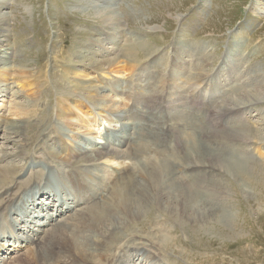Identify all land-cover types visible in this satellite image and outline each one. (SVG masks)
<instances>
[{
  "label": "rangeland",
  "instance_id": "obj_1",
  "mask_svg": "<svg viewBox=\"0 0 264 264\" xmlns=\"http://www.w3.org/2000/svg\"><path fill=\"white\" fill-rule=\"evenodd\" d=\"M139 37L145 45H139ZM103 38L107 40L103 41ZM0 39L4 41L0 43V71L9 76L8 80L0 82V157L7 155L19 165L26 162L17 156L21 151L34 157L36 162H30L33 167L17 179L18 182L28 181V185L38 183L41 172L50 175L49 164L54 163L50 157L62 153L63 143L71 149L79 142L81 146L91 147L95 141H101L98 145L102 146L105 138L114 142L119 136L122 139L129 134L137 143L140 135L149 131L154 137L160 127L154 126L153 131L151 127L158 119L150 112L143 96L151 92V87H161L163 81L167 82L160 90L164 89L166 94L173 92L167 102L169 114L166 110L163 112L165 120L171 116L170 125L184 133L194 129L199 141L200 127L205 125L204 118H201L203 108L217 109L218 104L226 102L233 105L236 100L239 102L248 96L249 86L255 90L260 88L259 92L264 93V0H0ZM93 43H100V46ZM93 46L100 47L103 54L92 53L94 58L84 57L87 54L85 49ZM142 46L157 49L158 53L152 56L149 52L144 54ZM125 54L136 61L127 62ZM106 58H117L118 67L93 65L94 59ZM174 59L178 62L175 68L170 65ZM204 59H207L204 70L208 75L204 74L201 80L195 81L192 78L194 72L197 68L201 70ZM119 69L121 71L116 73L115 70ZM18 71H24L27 79L15 78L18 73L20 75ZM171 74L174 78L169 80ZM253 77L258 79L254 81ZM118 79L129 82V91L118 96L107 91L104 99L108 101L107 108L89 96L102 85ZM172 80L176 84L172 82L169 85ZM130 81H134V89ZM197 92H202L207 98L210 96L211 102L199 100ZM192 95L194 99L197 97L193 101L190 100ZM79 100L93 106L92 114V110L88 113L90 116L76 108ZM66 107L71 109L67 111ZM18 108L24 112L17 114ZM116 110L121 112L116 114ZM119 114L127 117L117 120ZM11 118L21 119L22 127L17 133L8 126ZM139 120L144 122L138 124ZM225 120L216 122L212 128L220 137V145L216 148L218 154L234 161V173L226 171V176L221 178L228 193L220 206L228 212V220L207 224L200 217L203 219L200 222L173 223V220H178L177 215H169L157 205H152L140 219L110 235L108 241H115L116 247L108 249V258L112 259L113 254L121 250L117 249L120 246L123 250L118 264L153 263L140 257L138 249L159 254L156 264H264V141L258 139L264 136V100L245 108L243 117L233 118L231 115L227 122ZM182 122L186 126H181ZM241 123L251 128L253 133L259 130L262 136L256 135L251 141H226L224 134H229V128ZM161 128L163 131L165 126ZM118 131L119 136L116 135ZM176 136L182 137L177 133ZM179 137L175 139L183 141L179 146L171 142L166 148L155 137L151 139V146L154 145V150L158 147L165 149V153L177 149V155L183 159L190 148L184 144L185 139ZM125 148L124 145L117 147L120 154L125 152ZM162 157H157L161 169L177 171ZM145 158L134 160H147ZM6 160L8 158L1 159L0 164ZM118 160L116 158L115 161ZM107 164L118 166L117 163ZM65 165L59 164V168L68 170ZM74 165L82 168L85 164L82 158H77ZM74 165L68 166L72 168ZM109 165L102 164V168L95 169L94 173L98 171L105 175L107 171L106 174L110 175L112 168ZM180 166V176L186 181H178L172 176L161 183L162 188L166 186L171 192L175 187L179 189L189 184L190 179L186 178L191 175L187 171L190 167L185 166L183 160ZM51 180V199L55 197L54 193H58L57 199L60 196L67 198L69 192L74 194L78 189L76 186L67 188L56 172L52 173ZM106 184L103 181L100 187ZM91 194V190L85 192V199H89ZM42 195L38 197H47L46 193ZM52 205L48 209H55ZM34 221L37 224L39 220ZM50 227L45 228L48 230ZM165 228L172 238L165 248H158V251L156 246L159 244L153 241L159 239L162 230L165 233ZM68 239L65 233H60L61 245H67Z\"/></svg>",
  "mask_w": 264,
  "mask_h": 264
},
{
  "label": "bare ground",
  "instance_id": "obj_2",
  "mask_svg": "<svg viewBox=\"0 0 264 264\" xmlns=\"http://www.w3.org/2000/svg\"><path fill=\"white\" fill-rule=\"evenodd\" d=\"M105 40L107 39L103 38V41ZM137 40L138 42H140L139 45L146 44L141 40V37L137 38ZM1 42L4 41L0 39V43ZM93 45L100 46V43H93ZM4 46L5 45H2L1 47ZM94 46L85 49V52H87V54L84 57L94 58V55H91L92 53H95L96 55L103 54L100 47L94 48ZM141 48L145 50L144 54L149 52L150 56L157 52V49L154 48L144 46H142ZM124 56L126 57L127 62H131L132 60L133 62L136 61L134 58H130V56L126 54ZM3 57L6 58L4 54ZM94 60H96V62H93V65H95L96 67H101L104 64H107L110 68L118 67L119 63L117 62V58ZM206 60L204 61L203 66H201V70L198 71L199 68H197L198 72H194L192 78L195 81H197V79L201 80V77L204 76V74H207L204 70V67L207 66ZM170 63V65L174 66L175 68V66L177 65L176 63L178 62H176V60L174 59ZM178 67L181 68L180 63ZM120 71L121 69L115 70L116 73ZM18 72H20V75L18 73L15 78L22 77L21 79L23 81L27 79V74L24 71ZM178 76L181 77L182 75L179 73ZM254 77V81L258 79H255L256 77ZM173 78L174 75L171 74L168 79L171 80ZM3 79L8 80L9 76L7 75V73H4V71H0V82ZM133 82L134 81H130V86L132 87V89L135 88ZM166 82L167 81H163V84H165ZM172 82L175 83V81L172 80L169 85H171ZM163 84L161 83V87L164 86ZM128 86L129 82L119 81L118 79L117 81H113L110 83L108 82L107 85H102L98 88V90L89 94V96L92 100H94L95 102H101L99 104L101 106L105 105L103 107L107 108L106 106H108V101L104 100L106 97V93H108L107 91L113 92L116 96L121 93L123 95L124 92L129 91ZM161 87H151V92L149 91L148 95L146 94L145 96H143L150 112L152 113L154 118L158 119V121H155L151 129L154 128V126L156 128V125L160 127L161 130H156V134L154 137L160 140V144H163L165 147L169 146L171 142H173L172 144L174 145L176 144L175 146L182 145V140H180L179 142L175 141L176 137H179L176 136V133L177 135H182V137L179 138L185 139L184 144L189 145L188 147L190 148L189 153L185 155L183 159L177 155V149H171L170 151L168 150L169 153H165V149H159V147L157 146L158 149L154 150V145L151 146V139L154 137L151 136L153 133L150 135V131L145 135L139 134L140 141H138L137 143H135L131 139L133 135L130 134L128 137L122 136L121 139L119 136L120 131H118L116 135L119 137L117 139L115 138L116 141L110 142L109 139L105 138V145L102 146L98 145L101 141H93L94 144L91 147L87 145L81 146L82 143L79 142L74 146V148L70 149L67 146L65 147V144L63 143L62 153L54 157H50V159L54 161L53 164H49L50 175H46L44 172L40 173L39 171H34V173H40V175L42 174L41 179L36 184L32 183L28 185V181L18 182L17 179L18 177L22 176L24 172L33 167L30 162L34 160V157H31L30 155H27L21 151L17 156L26 161L23 165H19L17 163L14 164L12 162V159H10V157H8L7 155L0 157V160L3 158H8V160L0 164V242H3V244H0V246H2L1 249L6 247V244L13 242L12 245H9L13 247L12 249H8L7 247L6 252H0V264H118L117 260L122 257L123 248L118 246L117 249L121 250H118L119 252L114 253L112 259L108 258V249H111V247H116L115 241H108L111 238L110 235L119 231V229L121 228H125L128 224H133L136 219H140L141 216H143L144 212L148 213V209L152 205H157L159 209H162L169 215H177L178 220H173V223L190 221L200 222L204 219L205 222L209 224L212 221L226 220V218L228 220V216L226 215L228 214V212L222 210V207L220 206V203H222V199L225 198L224 196L227 192L224 183L221 181V178L224 175L226 176V171L234 173V161L226 157H221V155L218 154L216 148L220 143V137L215 133L216 130H214L212 127L216 122L221 121L223 118H226L227 120L231 115H233V118L236 116L240 118L243 117L245 114V108L252 107L254 106V104L264 100V93L261 94L259 92L260 88L258 90H255L254 88L249 86V88L251 89L250 93L247 94L248 96L241 98L243 100L239 102H237L236 100V103H234L233 105H231V102H224L225 104L220 106L217 103V109L211 110V108H203V117L201 118H204L205 125L203 122L204 126L200 127L201 131L199 141L196 138L194 129H192V131L190 132L184 133V131L178 129L176 126L170 125L169 121L171 119V116L168 117L169 120H165V115L163 112H165L166 110L169 114V107L167 106V102L169 101L173 92L171 94L170 92L166 94L164 92V89L160 90ZM175 93H178V91L174 92V94ZM197 93L199 94V100H203L205 103L211 102L210 96L209 98H207V96L202 94V92L201 94L199 92ZM240 94L242 93L240 92ZM137 96L138 95L134 97ZM157 98L159 99L158 103H156ZM196 98L197 97H195V99ZM195 99L194 95L190 96L191 101ZM75 106L77 109L81 110L87 117L90 116L88 114L89 111L92 110V114L94 110L93 106L85 103L84 100L77 101V104ZM70 109V107H66L67 111ZM23 112L24 111L22 108L17 109V114ZM114 112L118 114V112L120 113L121 111L116 110ZM126 117L127 115L121 114L119 117L117 116V120L124 119ZM20 122L21 119H12V121L8 123V126H10V130L13 131V133H17L21 130L22 124ZM142 122H140L139 120L138 124ZM180 125L183 126L185 125V123L182 122ZM163 126H165V128L162 131L161 127ZM151 131H153V129ZM229 131V134H224L226 141H236L237 139L251 141L256 137V135L262 136L261 134H263L259 130L257 131V133L256 131L255 133H253L251 128H248L243 123L233 125L231 128H229ZM58 135L63 138V135ZM258 139H261L263 142L264 136L259 137ZM258 139H256V141H258ZM117 140L119 141L117 142ZM111 144L114 145L112 146ZM119 145H124L125 147H127L125 148V152H123L122 154L118 152L117 147H119ZM172 150H174L175 152L173 156L174 158H172L171 156L173 155ZM195 150L197 151V153L195 152L196 155L193 154ZM141 152L142 154L140 155ZM158 156H164L166 158L167 164H169L171 167L175 166L177 171L166 172L163 170L164 168L161 169L158 163ZM139 157H144L147 160L142 159L136 162L134 159ZM77 158L83 159L85 165H83L82 168L78 165H74V161H76ZM116 158H118L119 160L115 161ZM103 159L104 162L101 161ZM182 160L185 166L190 167L187 171L191 175L188 174L190 176L186 178L190 179L189 184L187 186L179 187V189L173 187L175 191L172 189L171 192L170 189L165 188L166 186L162 188L161 183H164L165 179L169 177L172 178V176H174L173 178L178 181L185 180V177H181L179 173V171H181L180 165L182 163ZM106 161L113 164L117 163L118 166L112 167V165L110 166L109 164H107L108 162L105 163ZM63 163H66V165ZM59 164L60 166L65 165L68 170L59 168ZM102 164L109 165V167L112 168V173H110V175H108L109 173L106 174L107 171L105 172V175H100L98 171L97 173H94L95 169L102 168ZM68 165L74 166L70 168ZM240 166L242 167V165ZM60 170L62 171V173H60ZM103 170L107 169L103 167ZM55 172L59 175L60 182L66 185L67 188L71 189L72 187L75 188V186L78 187L77 191L74 194H71L69 192L67 198H64L62 196L60 198L59 205V200L57 199L58 193H54L55 198L51 199V192L53 191V182L51 180V175ZM11 178L12 180L8 181ZM97 181L98 183H96ZM103 181H106L107 184L104 187H100L101 182ZM19 185H21V187H19ZM90 190L92 191L91 197L86 200L84 194L85 192ZM40 193H46L47 201H49L48 203H43L44 200H46L45 195V198L43 197L42 200L38 198V195ZM201 194L203 196H201ZM107 196L110 197L106 199ZM206 196H208L209 198H207ZM52 202H54L56 212L55 210L51 209L52 213L44 212V214L42 215H35L36 210L39 208V206H49ZM83 204L89 205L84 206ZM77 207H79V209H76ZM68 212L69 214L67 215ZM79 212L83 213L80 214ZM75 213L77 215H75ZM62 216L65 217L63 219H57V217ZM200 217L203 219H200ZM35 218H39L38 220H40L37 224H34V221L32 222V219ZM49 225L51 227L47 230L45 227ZM60 233H65L69 237V243L67 245L60 244ZM49 234L53 236H50ZM171 238L172 237L169 235V233H167L166 228L165 233L162 230L159 239L153 241V243L159 244V246L155 245L157 247L156 250L160 251V249L158 248H165L168 244L167 241L171 240ZM24 242L26 244H24ZM18 243L19 249H15V246ZM138 251L141 252L140 257L143 256V259L153 261V263L151 264H156L158 262L156 259L159 257L157 256L159 254L156 255L155 253H152L147 249H138ZM160 254L162 253L160 252Z\"/></svg>",
  "mask_w": 264,
  "mask_h": 264
}]
</instances>
